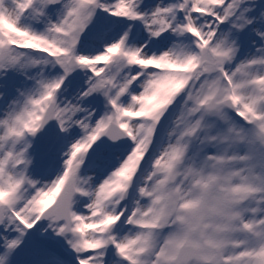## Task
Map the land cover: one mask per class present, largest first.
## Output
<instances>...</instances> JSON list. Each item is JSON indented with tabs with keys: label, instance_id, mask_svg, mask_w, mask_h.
Instances as JSON below:
<instances>
[{
	"label": "snow or ice",
	"instance_id": "snow-or-ice-1",
	"mask_svg": "<svg viewBox=\"0 0 264 264\" xmlns=\"http://www.w3.org/2000/svg\"><path fill=\"white\" fill-rule=\"evenodd\" d=\"M0 264H264V0H0Z\"/></svg>",
	"mask_w": 264,
	"mask_h": 264
}]
</instances>
